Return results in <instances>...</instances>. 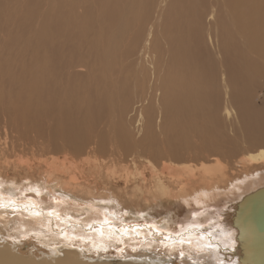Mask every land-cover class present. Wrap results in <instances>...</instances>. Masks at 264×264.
I'll return each mask as SVG.
<instances>
[{
    "label": "bare ground",
    "instance_id": "obj_1",
    "mask_svg": "<svg viewBox=\"0 0 264 264\" xmlns=\"http://www.w3.org/2000/svg\"><path fill=\"white\" fill-rule=\"evenodd\" d=\"M158 1L0 0V130L9 132L12 151L20 141H28L19 129L31 133L29 141L41 150L46 146L49 151V144L59 142L62 149L77 155L103 152L105 143L116 145L127 138L122 124L114 122L116 112L104 110L103 102L110 84L120 92L128 88L134 63L129 54L136 52L138 40H145L143 54L151 55L156 71L164 73L167 113L176 107L185 114L188 108L182 102L213 95L211 88L200 90L193 82L201 76L217 77L219 68L228 73L231 95L240 93L231 74L240 65L239 45L230 42L228 25L264 59V0H221L227 19L221 17L219 7L207 19L218 0H166L165 8L157 10ZM175 82L187 83L177 89ZM124 109L127 103L118 112L121 122ZM252 114L245 110L247 119H254ZM207 119L211 124L212 118ZM175 129L183 131L180 122ZM256 159L264 162V151ZM216 163L214 168L202 167L201 183L221 179L222 168ZM51 167L42 185L29 181L13 200L6 196L7 189L0 188V242L18 247L33 241L48 252L46 258L58 256L54 264H105L108 260L102 252L110 247L120 254L135 250L121 264H238L233 251L240 232L228 226L227 218L244 196L264 187V170L237 178L225 188L212 183L196 188V177L177 179L181 186L173 195L160 187L161 196L181 202L185 211L182 220L169 218V223L183 222L172 234L166 217L146 219L137 209L134 217L119 197L86 194L74 178L60 180L63 164ZM53 183L56 186L51 188ZM135 219L144 223L128 224ZM70 238L86 241V246L77 247L88 254L74 249ZM157 242L164 243L168 259L157 251L161 249ZM91 250L97 252L96 258L90 257ZM12 257L1 256L0 264H30Z\"/></svg>",
    "mask_w": 264,
    "mask_h": 264
},
{
    "label": "rangeland",
    "instance_id": "obj_2",
    "mask_svg": "<svg viewBox=\"0 0 264 264\" xmlns=\"http://www.w3.org/2000/svg\"><path fill=\"white\" fill-rule=\"evenodd\" d=\"M167 1L159 0L156 9H164ZM222 4L223 2L218 0L216 4L211 5L207 19L211 18V13L217 7L221 10V17L227 19L221 7ZM219 15L218 10L215 17ZM228 26L232 32L230 42L237 41L239 45L240 65L231 74L234 75L240 93L236 91L233 96L231 95L232 85L228 81L230 80L228 73L223 68H219L217 77L201 76L193 82L197 89L206 91L211 88L213 95L208 94L205 99L193 96L190 97V103L182 102L188 108L185 114L176 107H171L172 113H167L164 108L162 89L164 73L156 71L151 55L143 54L145 40H138L136 52L129 54V61L133 60L134 63L131 66L132 73L129 76L128 85H126L128 88L120 92L118 88L110 87V84L107 88L109 97L103 102L104 110L116 112L118 118L115 116L114 122L122 124L123 135L127 138L119 140L116 145L105 143L103 152L95 150L93 154L87 150L77 155L62 149L59 142L49 144V151L45 148L46 146H43L41 150L37 144L29 141L32 140L31 133L27 134L19 129V134L28 141H20V146L12 151L9 132H2L1 129L0 175L3 181L0 188L7 189L9 195L6 196L13 200L17 196L13 194L24 189V185L29 187V181H36L42 185V182L46 181L44 177L52 171L51 166L63 164L64 169L59 175L60 180L74 178L86 194L93 193L96 196L102 192L119 197L125 209L131 211L134 217H137L135 215L137 210H141L146 219L155 218L158 221L166 217L164 221L168 223V226L170 225V232L178 233L181 226L183 227V222L174 224L173 221L169 223L168 220L169 218H173L174 221L182 220L185 214L183 205L181 202L177 203L168 197L161 196L158 190L160 187H166L165 189L173 195L172 193L179 192L181 186L177 183V179L181 177L195 179L196 177L195 180H198L194 184L196 188L205 183L225 188L237 178H242L253 171L264 170L263 161L253 160L257 153L264 151V59L253 52L249 43H245L241 36L230 27V23ZM151 30L146 36L148 40ZM206 43L210 47V39H206ZM115 82L118 81L114 80L113 83ZM182 83L180 85L175 82V88H181ZM126 103L127 109H124L121 122L118 112L122 111ZM96 105L99 104L96 103ZM245 110L253 112L251 117L254 119H247ZM207 117L212 118L211 124ZM179 122L183 130L181 132L175 129L178 128ZM106 134L109 137L113 136L112 132H106ZM4 148L8 150L2 153L1 150H5ZM67 151L69 154H66ZM216 162L222 168V175L219 174L216 177L221 175V179L214 178L212 182L208 179L201 183L202 178L199 181V177H205L202 167L214 168ZM187 173L194 176L190 174L191 176L188 177ZM27 177L28 181L25 179ZM216 180L220 182L217 183ZM11 181H16V184ZM159 183L161 184L157 187ZM191 183L194 182L191 181ZM51 185L52 188L56 186V183ZM135 220L136 222L131 221L128 224L144 223V221ZM6 241L11 242L8 239ZM68 241L73 243L74 249L88 254L84 248L82 250L81 246L77 247L80 244L86 246L88 244L86 241L77 242L72 238ZM30 245L21 243L18 247L13 245L10 247L5 245V242H0V257L13 256L14 260L22 263L44 264L46 261L48 262H45L46 264H54L53 259L55 260L58 256L53 259L46 258L49 256L48 252L41 245L33 241H30ZM157 246L161 247L157 251L162 252L168 259L169 252L165 251L164 243L157 242ZM3 251H7L10 255ZM127 252L125 255L123 251L121 255L111 247L106 252L104 250L102 252L104 259L108 260L105 264H121L123 261L130 260L129 253H136L135 250H127ZM89 253L90 257H95L97 252L91 250ZM59 258H61L60 255ZM79 260L81 261L82 258ZM86 263L95 264L88 261Z\"/></svg>",
    "mask_w": 264,
    "mask_h": 264
},
{
    "label": "water",
    "instance_id": "obj_3",
    "mask_svg": "<svg viewBox=\"0 0 264 264\" xmlns=\"http://www.w3.org/2000/svg\"><path fill=\"white\" fill-rule=\"evenodd\" d=\"M227 224L240 232L233 251L238 264H264V187L235 204Z\"/></svg>",
    "mask_w": 264,
    "mask_h": 264
},
{
    "label": "snow or ice",
    "instance_id": "obj_4",
    "mask_svg": "<svg viewBox=\"0 0 264 264\" xmlns=\"http://www.w3.org/2000/svg\"><path fill=\"white\" fill-rule=\"evenodd\" d=\"M37 214H38V213H37ZM105 223H109V224H110L111 221H109V220L106 219V220H105ZM180 255L183 256V255H184L183 252H181Z\"/></svg>",
    "mask_w": 264,
    "mask_h": 264
}]
</instances>
